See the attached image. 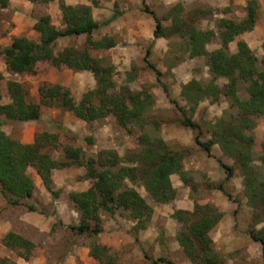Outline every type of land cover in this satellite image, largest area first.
<instances>
[{"label": "rangeland", "instance_id": "1", "mask_svg": "<svg viewBox=\"0 0 264 264\" xmlns=\"http://www.w3.org/2000/svg\"><path fill=\"white\" fill-rule=\"evenodd\" d=\"M60 1L71 6H90L92 13L93 9L98 11L103 9L102 14L97 13L103 15L104 22L109 21L106 14H127L120 26L101 25V28L91 37L82 35L59 39L55 54L68 47L76 48L78 51L88 49L91 56L103 60L104 65L112 67L117 94L126 89L148 94L150 105L144 115L147 126L143 131L137 126H131L128 129L121 127L116 121V112L113 111L106 117L88 124L58 102L52 105L42 104L39 90L46 84L69 89L74 100L80 102L86 93L95 91L97 86L93 74L89 71H76L64 66L57 68L50 62L40 63L33 72L21 75L13 74L7 69L2 50L18 37L39 42L40 35L34 30V25L39 18L49 15L57 29L65 30L59 7ZM145 3L143 4L142 0H54L48 4H33L28 0H13V8L0 9L1 103L2 105L12 103L9 89L10 84L14 83L17 91L25 94L28 102L39 105L41 111L40 122H21L4 118V132L12 140L21 144H33L42 133L56 134L59 137L60 149L69 145L82 148L85 153L83 166L54 170L51 190L45 187L35 164L33 162L29 164L27 172L36 187L34 197L31 200H23L18 207L11 206L0 194V217H2L0 227L10 220L19 235L37 246L27 261L30 264H102L90 255V245L95 243L107 249V253L113 257L115 264H165L157 262L158 259L171 261L170 258L172 259L173 255H168L166 249L171 247L168 245L170 242L177 240L174 223H172V219L176 220L173 214L182 210H174L173 214L169 209L155 213V207L160 204H170L173 201L157 202L142 182L134 184L129 180L125 181L128 187L136 189L154 209V218L147 223V228L142 230L138 228L137 220H133L128 212L120 209L114 214L99 212V221L92 224L98 226L101 232L80 233L78 228L82 225V214L69 200L70 193L90 191L92 181L87 176V168L94 163L95 157L100 152L114 150L122 158L137 153L141 147L140 136L144 132L163 140L164 137H168V141H164L170 150L185 151L181 169L186 171L189 182L178 184L176 180L175 187L172 177L176 175L177 178H175L178 179L179 174L174 172L169 178V186L177 192L176 198H182L190 193L194 203L201 205L211 214L214 210L216 211V207L207 200L215 190L220 191L229 201L236 204V207L242 206V202L245 201V207L250 211L249 219L245 220L246 226L242 228L248 235L253 230L264 235V206L258 205L257 208H253L250 204L245 188V172L241 166L225 154L219 144L212 145L211 156H209L195 143V136L199 133L202 142L213 140L215 122L228 112L235 115L236 110L230 109L228 98L221 96L217 100H202L197 110L192 112L183 96L184 86L191 81L207 83L212 79L206 65V58L197 55V52L192 53L197 47L196 43L190 40L193 27L197 31L215 32V40L207 44L206 50L210 52L218 50L221 48L220 20L226 18L236 22L243 21L248 16L250 5L256 9L258 17L254 28L238 35L227 49L231 54H235L238 51V43L244 41L257 57L258 65H261L264 59V0H145ZM179 10H183L180 16L185 21V25H182V30L176 32L170 29L173 28L172 20L179 15ZM151 12L167 29V37L162 38L164 42L158 50V57L151 60L147 58L148 62L142 66L139 56L142 52V44L136 39L132 23L135 20L142 21V13L151 16ZM130 16L135 17V20H132ZM131 38L135 42L131 43ZM90 40L101 42L105 46L101 49H93ZM154 46L153 41L146 43L144 53L147 55L148 50L152 52ZM186 82L187 84H184ZM217 85L224 91L228 80L219 78ZM247 85L245 82L240 84L239 94L242 98L249 96L246 90ZM155 89L166 93L162 102L159 96L154 94ZM176 93L180 95L176 96ZM173 101L181 110L176 108ZM185 117L192 118L198 124L199 130L183 127L181 121ZM248 134L255 138L256 160L252 167L264 180V115L257 119L255 128ZM87 138H93L94 145L89 146ZM188 140L192 143L186 142ZM182 141L186 143L182 144ZM49 150L54 158L62 157L61 150L54 148ZM212 170L215 171L213 176L209 174ZM258 178L260 180V176ZM220 185L224 188L223 192L217 188ZM227 195L232 198L230 199ZM30 217L34 218L33 222L40 223L42 229L28 221L23 222ZM181 228L182 224H180L179 232ZM83 248L89 249V255L81 252ZM217 254L224 262L226 261L225 258L228 256L225 257L218 252ZM13 257L26 261L15 253ZM0 258L5 257L0 256ZM253 259L255 262L251 264H264V258L258 250ZM66 260L72 263L68 261L66 263Z\"/></svg>", "mask_w": 264, "mask_h": 264}, {"label": "trees", "instance_id": "2", "mask_svg": "<svg viewBox=\"0 0 264 264\" xmlns=\"http://www.w3.org/2000/svg\"><path fill=\"white\" fill-rule=\"evenodd\" d=\"M28 1L33 4H48L54 0ZM9 2L10 0H0V9H7ZM142 2L146 4L145 0ZM59 7L65 30L57 29L49 15L39 18L34 25V30L40 35L39 42L18 37L2 50L7 69L13 74L21 75L33 72L40 63L50 62L57 68L64 66L76 71H89L93 74L97 86L95 91L86 93L80 102L74 100L69 89L46 84L39 90L42 104L52 105L58 102L88 124L106 117L113 111L116 112V121L121 127L128 129L137 126L143 131L147 126L144 115L150 105L148 94L129 89L117 94L112 67L104 65L103 60L91 56L88 49L78 51L76 48L68 47L55 54L59 39L82 35L91 37L100 28V24L94 20L90 6H71L60 1ZM146 11L148 12V9ZM182 11L179 10V15L173 18V28L170 30L176 32L182 30V25H185L180 16ZM150 14L156 21L155 38H166L167 29L154 13ZM120 16L121 13H115L107 24ZM257 18L256 9L250 5L248 16L243 21L221 19L219 23L221 48L212 52L207 51L206 46L215 40L216 33L211 30L197 31L193 27L190 40L195 42L197 47L192 53L197 52V55L206 58L212 79L207 83L193 80L183 89V96L192 112L197 110L202 100H217L221 96L228 98L230 109L236 110L235 115L228 112L215 122L213 140L202 142L199 133L195 136V143L209 156L212 145L219 144L225 154L237 161L245 172L247 198L253 208H257L258 205L264 206V194L261 195L264 193V180L252 167L256 160L255 138L248 134L255 128L257 119L264 115V59L261 65H258L257 57L244 41L238 43V51L235 54H231L227 46L241 33L251 31ZM90 45L93 49L105 46L93 40H90ZM150 53L148 50L147 57ZM145 62H148L147 58ZM151 68L155 70L154 67ZM219 78L228 80L224 91L217 85ZM241 82L248 84L246 87L248 98H242L239 94ZM9 93L12 103L2 105L0 91V194L11 206L18 207L23 200H31L34 197L36 187L27 172L29 164L32 162L35 164L45 187L51 190L54 170L83 166L85 153L82 148L69 145L60 149L59 137L56 134L42 133L33 144H21L12 140L3 130L4 118L21 122H40L41 111L39 105L28 102L25 94L17 91L14 83L10 84ZM173 103L181 110L178 104L174 101ZM181 125L199 130L198 124L189 117H185ZM86 141L89 146L94 145L93 138H87ZM139 142L140 151L124 158L114 150L100 152L94 163L87 168V176L92 181L90 191L69 194V200L82 214V225L78 228L80 233H98L99 227L92 223L99 221V212L114 214L120 209L138 221L139 229L147 228L154 209L136 189L128 187L126 180L134 184L142 182L159 203H168L176 199L177 192L169 186L172 173L177 172L185 184L189 182L186 171L181 169L185 151H172L162 138L153 137L147 132L140 136ZM50 148L61 150L62 157L54 158ZM217 188L224 191L221 185ZM227 196L232 198L230 195ZM215 209L216 211L211 214L196 203L195 210L191 213L177 211L173 214V217L182 224L177 241L192 264H225L217 254L211 238V232L223 218V214ZM249 235L262 245L264 258V235L254 230L250 231ZM2 243L26 261L37 248L35 243L14 232L8 233ZM90 255L99 263L115 264L107 249L99 243L90 245ZM157 262L174 264L165 259H158ZM0 264L18 263L9 258H0Z\"/></svg>", "mask_w": 264, "mask_h": 264}, {"label": "crops", "instance_id": "3", "mask_svg": "<svg viewBox=\"0 0 264 264\" xmlns=\"http://www.w3.org/2000/svg\"><path fill=\"white\" fill-rule=\"evenodd\" d=\"M13 0H10L9 7L13 8ZM107 11V10H106ZM100 12L102 14L103 9L96 10L93 9V17L94 20L101 25H112V26H120L121 21L126 18L127 14L121 13V16L115 20H113L110 24H107V21L103 19V15L98 14ZM113 14H106V18L109 20L114 16ZM112 16V17H111ZM132 20H135V17H132ZM103 19V20H102ZM119 24V25H118ZM99 28V29H100ZM132 29L134 30V33L136 35V39L139 40L138 42L142 44V52L140 53V59L142 61V66H145V59L148 58V60H151L154 57H158V50L162 46V42H164V39L162 38H155L154 33L156 30V21L154 17L151 15H147L142 13V21L135 20L134 23H132ZM131 38L130 42L133 43L135 40H132ZM154 42L155 46L152 52L150 53L151 56L146 57L147 55L144 53V45L149 42ZM161 50V49H160ZM132 62V59L130 58V64ZM184 84H187L184 83ZM154 94L159 96L160 101L162 102L163 96H166L165 92L162 93V91L159 89L154 90ZM180 93H176V96H179ZM164 140L168 141V137H164ZM184 141H182L183 144ZM191 142V140L186 141ZM184 142V143H186ZM210 175L213 176V173L215 171H209ZM172 177V181L175 184V181L177 180L178 184H184V182L181 179H176ZM179 197V196H178ZM209 203L213 204L218 210L223 214V218L220 220V222L217 224V226L213 229L211 232V238L214 243V248L218 253L224 254L226 261V264L231 263H253L254 256H256L257 250L260 251V253L263 256L262 252V245H260L258 242H255L252 237L248 234H246V231L242 228L246 226V218L249 219V209L245 207V201L242 202V206H237L236 204L229 201L228 198H226L222 193L218 190H215L212 193V196L207 200ZM239 207V208H238ZM195 208V203L192 200L190 193H188L186 196H183L182 198H176L172 203L170 204H160V206L155 207V213L157 212H163L165 210H170V213L173 214L174 210H182L187 212H193ZM242 209V211L240 210ZM155 216V214H154ZM170 217V216H168ZM154 218V217H152ZM172 219V217H171ZM0 220H2V217H0ZM17 220V219H16ZM30 222L33 224V226H38L41 228V224L35 223L34 218L30 217L27 219H24L23 222ZM172 223H174L175 233L178 234L180 229V223L176 220L172 219ZM237 226V227H236ZM42 229V228H41ZM10 232L17 233L16 230L13 228V223L9 220L8 223L3 224L2 227H0V256L5 258H10L17 262L18 264H30L27 261L18 260L17 258H14V252L6 248L2 241L3 238ZM249 236V237H248ZM168 243V242H167ZM168 245H171V247H167L166 252L168 255H173L172 259L170 258L171 262L176 264H192L186 254L184 253V250L179 245V243L176 241L170 242ZM83 254L89 255V249L83 248V251H81ZM74 255H78V253H74ZM234 259V260H233ZM72 263L70 260H66V263L68 262Z\"/></svg>", "mask_w": 264, "mask_h": 264}]
</instances>
